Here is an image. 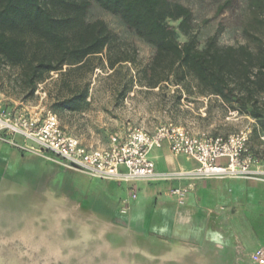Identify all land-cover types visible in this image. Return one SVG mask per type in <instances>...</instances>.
<instances>
[{"label":"rangeland","instance_id":"rangeland-1","mask_svg":"<svg viewBox=\"0 0 264 264\" xmlns=\"http://www.w3.org/2000/svg\"><path fill=\"white\" fill-rule=\"evenodd\" d=\"M171 2L183 5L191 12L189 35L197 37L201 48L208 39L216 37L220 46L248 45L251 50H257L258 43L254 39L263 37L264 6L257 11L248 0ZM86 19L88 22L104 21L113 35L110 50L92 58L93 70L72 76L76 84L89 83L87 100L79 110L68 112L57 107V95L68 97L69 92L66 89L58 92L61 86L55 83L58 76L53 75L31 98L14 88L0 89V117L3 120L27 119L35 115L45 118L54 114L60 119L66 135L94 147L107 146L114 135L124 137L134 129L153 132L169 124L210 136L227 137L245 132L249 135L252 154L264 162V120L259 122L238 114L219 99L200 96L191 79L181 85L171 80L151 88L144 71L153 59L154 48L129 31L119 18L96 4L89 8ZM167 23L175 29L181 43L188 40L189 36L181 32L179 22L168 20ZM125 57L132 62H122L114 68L108 65L109 58L115 61ZM261 98L264 99V95ZM0 138H3L0 139V264H105L106 258L95 253L94 248L84 249L83 244L71 249L62 247L65 242L82 239L78 226L101 233L109 245L120 244L119 232L126 235L127 241L132 240V245H143L136 234L128 232L124 220L108 219L100 211L104 205L117 210L115 199H107V204L99 202L101 189L116 190L125 186L91 180L29 153L23 148H39L22 136L1 134ZM158 155L156 163L162 170L197 167L194 160L185 156L172 162L166 145ZM171 183L143 182L138 183L136 189L149 185L154 189L163 188ZM252 185L264 189V183L252 182ZM92 194H97L98 202L90 205ZM259 203L264 213V193ZM47 207L51 209V215H66L56 225L62 233L50 232ZM16 215L18 217L14 219L12 216ZM254 219L252 217V222ZM260 229L264 230V225ZM42 237L47 240L46 244L41 243ZM55 245H61L58 253L51 249ZM125 257L127 262L142 263L137 257Z\"/></svg>","mask_w":264,"mask_h":264},{"label":"trees","instance_id":"trees-1","mask_svg":"<svg viewBox=\"0 0 264 264\" xmlns=\"http://www.w3.org/2000/svg\"><path fill=\"white\" fill-rule=\"evenodd\" d=\"M248 1L257 11L264 6V0ZM92 4L119 18L154 48L144 71L148 86L157 88L171 80L181 85L191 79L200 96L264 120V33L254 39L256 51L248 45L220 46L216 37L201 48L197 37L189 35L191 12L171 0H0V89L14 88L31 98L57 75L58 92H69L68 97L57 95V107L79 110L89 83L76 84L72 76L92 71V58L110 50L113 35L104 21H87ZM168 20L179 22L181 32L189 36L186 42L179 41ZM122 62L132 59H108L111 68Z\"/></svg>","mask_w":264,"mask_h":264},{"label":"crops","instance_id":"crops-1","mask_svg":"<svg viewBox=\"0 0 264 264\" xmlns=\"http://www.w3.org/2000/svg\"><path fill=\"white\" fill-rule=\"evenodd\" d=\"M163 149L164 146L151 154L156 169L160 172L182 170L158 167V153ZM167 150L171 155L168 147ZM178 158L171 155L174 163ZM199 182L138 188L137 200L132 202L127 216L120 215L119 205L129 196L130 187L102 188L99 202L115 199L117 210L104 205L101 214L111 220H124L128 232L136 234L143 242V245L134 246L132 240L127 241L126 235L119 232L120 244L111 243L110 246L120 249L124 256L137 257L141 264H254L251 255L258 249L264 250V230L260 229L264 225V213L259 203L264 189L243 180ZM174 188L187 189L184 204L180 205L170 195ZM96 195L90 196V205L98 202ZM252 217L255 218L253 222Z\"/></svg>","mask_w":264,"mask_h":264},{"label":"built area","instance_id":"built-area-1","mask_svg":"<svg viewBox=\"0 0 264 264\" xmlns=\"http://www.w3.org/2000/svg\"><path fill=\"white\" fill-rule=\"evenodd\" d=\"M1 134L24 137L36 144L39 150L23 149L66 170L130 187L129 196L120 202L121 216H127L132 202L137 200L138 183H194L225 179L264 183V162L252 154L249 135L245 132L227 137L210 136L207 133L194 134L186 128L169 124L153 132L134 129L124 137L114 135L107 146L94 147L85 146L76 138L66 135L60 119L49 114L45 118L35 115L27 119L3 120L0 117ZM11 143L16 145L13 140ZM164 145H167L173 157H188L197 163V167L158 171L151 154ZM170 195L180 205L184 204L187 189L174 188ZM251 261L264 264V250H256L251 255Z\"/></svg>","mask_w":264,"mask_h":264},{"label":"water","instance_id":"water-1","mask_svg":"<svg viewBox=\"0 0 264 264\" xmlns=\"http://www.w3.org/2000/svg\"><path fill=\"white\" fill-rule=\"evenodd\" d=\"M46 210H47L46 212H49L48 214H46V219H50V225L52 227L50 229V232L57 230L58 233H62V229L58 228L56 225H58V223L61 221L62 218H66V215H64V214L51 215L52 214L50 212L51 209H49L47 207ZM78 228H79L78 231L80 232L82 239H79L77 241L75 240V242L74 241L65 242V243H63L64 244L62 246L63 248L66 247L68 249H71L73 246L83 244L84 249L92 250L94 248L95 253H98L100 256H104L106 258V261H107V262H105V264H134V263L127 262L126 260H124V258H126V257L124 255H122V251L120 249L112 248L102 238L101 233H97V234L93 233L90 229H87L83 226H78ZM24 239H25V237H24ZM40 241H42L41 243H43V242L45 244L47 243V240L45 239V237H42ZM60 246L58 247L57 245H55V246H52L51 249H53V250L56 249L55 252L58 253Z\"/></svg>","mask_w":264,"mask_h":264},{"label":"bare ground","instance_id":"bare-ground-1","mask_svg":"<svg viewBox=\"0 0 264 264\" xmlns=\"http://www.w3.org/2000/svg\"><path fill=\"white\" fill-rule=\"evenodd\" d=\"M26 215H27V214H26ZM26 215H24V216H26ZM20 216H21V215H20ZM22 216H23V215H22ZM12 217H14V219H15V218L18 217V215H16V216H12ZM25 220H26V219H25ZM12 221H13V220H12ZM12 221H11V222H12ZM26 222H27V220L25 221V223H26Z\"/></svg>","mask_w":264,"mask_h":264}]
</instances>
